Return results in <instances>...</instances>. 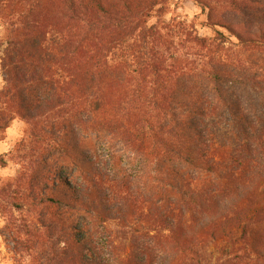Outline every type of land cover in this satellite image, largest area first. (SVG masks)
Segmentation results:
<instances>
[{"label":"trees","instance_id":"16d2710c","mask_svg":"<svg viewBox=\"0 0 264 264\" xmlns=\"http://www.w3.org/2000/svg\"><path fill=\"white\" fill-rule=\"evenodd\" d=\"M195 2L236 41L171 0H0V129L27 125L0 208L48 215L54 264H201L208 239L264 264V0Z\"/></svg>","mask_w":264,"mask_h":264},{"label":"rangeland","instance_id":"374dc122","mask_svg":"<svg viewBox=\"0 0 264 264\" xmlns=\"http://www.w3.org/2000/svg\"><path fill=\"white\" fill-rule=\"evenodd\" d=\"M170 12L166 21L175 18L184 21L192 33L200 36L213 37L214 31L223 32L230 41L236 39L218 26L208 22V11L203 10L195 0H171ZM4 30L0 21V41L3 42ZM3 53H0L2 55ZM4 86L3 74L0 69V90ZM27 138V125L20 119H14L10 127L0 129V187L17 175L20 169L17 145ZM16 193L13 192V195ZM12 195V194H9ZM5 199V207L0 208V264H54L52 261L53 246L45 238L47 214L39 209H17L9 205ZM117 230L119 240L126 241V233L120 232L115 224L109 225ZM240 243L228 239H208L200 244L201 264H219L233 255L232 251L240 247ZM57 250H64V243L57 245Z\"/></svg>","mask_w":264,"mask_h":264}]
</instances>
